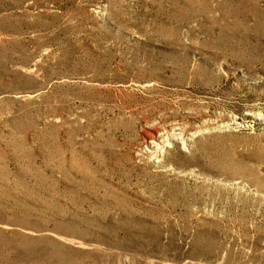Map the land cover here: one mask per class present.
<instances>
[{
    "label": "rangeland",
    "instance_id": "rangeland-1",
    "mask_svg": "<svg viewBox=\"0 0 264 264\" xmlns=\"http://www.w3.org/2000/svg\"><path fill=\"white\" fill-rule=\"evenodd\" d=\"M0 264H264V0H0Z\"/></svg>",
    "mask_w": 264,
    "mask_h": 264
}]
</instances>
